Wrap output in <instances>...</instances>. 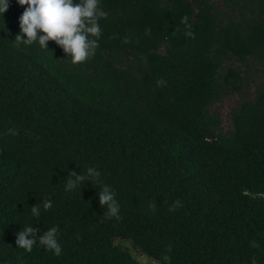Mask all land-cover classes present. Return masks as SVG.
Here are the masks:
<instances>
[{"label":"trees","instance_id":"16d2710c","mask_svg":"<svg viewBox=\"0 0 264 264\" xmlns=\"http://www.w3.org/2000/svg\"><path fill=\"white\" fill-rule=\"evenodd\" d=\"M224 5L101 0L99 46L73 64L54 41L49 51L12 43L24 9L10 0L0 22V264H141L124 243L158 264H264V86L242 93L243 69L264 65V0ZM232 94L240 101L224 132L211 107ZM88 166L116 192L119 219L99 205L100 185L65 191L69 172ZM45 198L52 207L32 217ZM28 224L57 227L61 254L16 248Z\"/></svg>","mask_w":264,"mask_h":264},{"label":"clouds","instance_id":"9594fccd","mask_svg":"<svg viewBox=\"0 0 264 264\" xmlns=\"http://www.w3.org/2000/svg\"><path fill=\"white\" fill-rule=\"evenodd\" d=\"M16 3L24 9L18 18L19 33L12 41L17 48L37 44L40 49L49 51L48 42L54 41L63 50L65 57H70L73 64L85 62L95 54L102 36L100 21L107 17V13L100 6L101 0H16ZM9 6L10 0H0L2 24L3 14ZM181 23L189 29L185 35L193 37L189 18L182 17ZM158 83L162 84L163 81ZM86 181L100 185L97 192L99 205L106 208L109 218L119 219L120 203L116 199V192L110 185L102 183L101 173L96 167L88 166L80 174L70 171L65 191L80 188ZM181 206L177 200L169 210L174 211ZM51 207L52 201L45 198L40 204L30 207L31 216L38 218L41 209L47 211ZM57 233V227H51L41 234L39 229L28 224L15 233V245L26 252H31L34 245H39L59 256L62 248Z\"/></svg>","mask_w":264,"mask_h":264},{"label":"rangeland","instance_id":"374dc122","mask_svg":"<svg viewBox=\"0 0 264 264\" xmlns=\"http://www.w3.org/2000/svg\"><path fill=\"white\" fill-rule=\"evenodd\" d=\"M223 12H227V7L224 5V0H212ZM233 68H241L239 62L232 63ZM244 78L249 77L246 79L247 81L242 85V93L245 95L253 97L254 89L256 85H263L264 86V65L254 66L250 69H243ZM240 101L239 94H232L223 99L221 102L215 103L211 107L212 112H217L219 114L221 120V127L224 132L229 131L232 128L231 124V112L235 109ZM124 246L130 249V253L140 262L141 264H158L151 259L147 258L145 255L139 254L128 243H124Z\"/></svg>","mask_w":264,"mask_h":264}]
</instances>
